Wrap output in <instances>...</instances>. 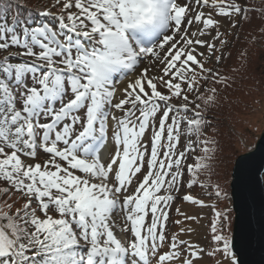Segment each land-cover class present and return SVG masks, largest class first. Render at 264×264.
Masks as SVG:
<instances>
[{
  "label": "snow or ice",
  "instance_id": "6c2138e0",
  "mask_svg": "<svg viewBox=\"0 0 264 264\" xmlns=\"http://www.w3.org/2000/svg\"><path fill=\"white\" fill-rule=\"evenodd\" d=\"M254 11L264 7L50 0L39 16L52 23L0 21V264H236L225 212L213 206L209 251L181 239L194 228L169 233L166 209L185 172L191 189L215 158L205 112L218 90L205 85L228 78L205 66L218 49L200 37L215 29L223 46L216 17Z\"/></svg>",
  "mask_w": 264,
  "mask_h": 264
},
{
  "label": "rangeland",
  "instance_id": "374dc122",
  "mask_svg": "<svg viewBox=\"0 0 264 264\" xmlns=\"http://www.w3.org/2000/svg\"><path fill=\"white\" fill-rule=\"evenodd\" d=\"M48 3H50V0H47ZM233 3V0H225V4H230ZM193 7H198L196 5H193ZM262 7H264V4L262 5ZM75 9H73L74 11ZM203 11L207 14L208 9L204 8ZM260 16H258L255 21H254V25H256V29H258V31L260 30V28H262L264 26V14L259 13ZM217 19H223L222 24L219 26L218 31L221 33L220 39L227 41L228 43L231 42H237L239 45H243L245 44V42H248V45L245 44V48L247 49L248 47H251L254 50H262L264 49V39H259L256 40L255 38H252L250 36H243L241 33L238 32V28H239V23H240V17L239 16H234L232 18V20L228 19V18H221V17H216ZM236 21L237 22V26L236 27H231L232 22ZM199 27H202V25H200ZM197 26L193 25L192 27V31H196ZM210 31V35L206 34L204 36H201L200 39L203 40H207L210 43H214L216 46V49H218V51H215L214 55L212 56L211 59V63H206V67H217L220 66L221 62L219 64L215 63V56H220V51L222 50L223 46L225 45H221L219 40H213V37L216 35V30H208ZM201 51H204L206 53V49H201ZM207 54V53H206ZM16 62V61H13ZM254 64V63H253ZM261 63H257L256 66H260ZM141 67H150V65L148 64L147 61H145V63L141 66ZM260 68V67H259ZM258 68V69H259ZM256 69V74H257V78L255 75V79L257 80L256 82H253L251 78L250 80L247 79L246 77H240L238 78V80H232L230 82V87L228 86V88L225 87V89H223V93L226 94V91L228 90V95H225V97H234L235 98V102L238 99V96L240 95L239 90H244L246 92V90H254L253 91V97H254V101L253 103L250 104V110L246 111V112H241L238 116H236L234 113H232L231 107L229 108L227 105L228 102L227 99H223L226 102H222V106H224V112L223 114L221 113L222 110H220L217 107V111H219L218 113V118L217 120L214 122L215 125L214 127L221 128L223 126L224 123L227 124L228 127L231 126V123L233 122V118L237 117L238 121H241V135H239L238 130H236V134H235V138H234V142H232V144H230L228 146V149L225 150L223 148V151L221 152V156L224 155L225 157L230 158V161H228L226 163V169L228 170L229 168V175H226L225 172H227L226 170H219L220 174L218 175V178H222L223 184L225 183V185L227 186V193L226 191L223 190V186L221 185L220 190L222 192V195L217 198L214 193L212 194V196H209V193L211 192V190H209V188L204 187L201 188L199 187L198 189L196 188L194 191H192L191 189L186 187L187 184V172H185V175L183 177L184 182H185V186H182L179 190L178 193H173L177 198L176 200L171 204L170 208L166 209L169 212V220L167 223V229L168 232L171 233L173 231V229H175L177 226H179L180 228L182 227L183 224V216L184 214H182V208L181 205L182 204H186L187 202L183 201V196L185 194H190L192 195L194 198L196 199H200L204 202L205 207H200L198 205H194L195 206V210L192 213V217H196L197 219H195V223L199 230V240L196 241V245L201 246L203 248H205L206 250H211V248L213 247L212 243H211V238H212V231H211V225L207 224L210 216L214 213H212L213 211V206H215V210L216 211H222L225 212L227 214V217L230 218L231 216V222H232V218H233V213L231 212V201L229 199V183L231 181V179H229L230 175H231V170H232V166L233 163L235 161V159L239 156H241L243 153H246L248 151H250L251 149H253V147L255 146V142L258 140L259 136L261 135L262 131V127H263V112H264V88L261 86L263 83V75L259 73V70ZM153 74H160L162 75V73H153ZM250 82V87H246L248 85V83ZM128 83V80L123 79V78H118V83H117V87L122 89L124 86H126V84ZM248 88V89H247ZM163 91V89H161ZM243 91V92H244ZM242 92V91H241ZM121 93H118V95H120ZM220 98L222 97L219 96ZM191 99V96H190ZM174 103L176 101H173ZM233 108V107H232ZM222 109V108H221ZM234 109V108H233ZM118 116L122 115V113L117 112L116 113ZM213 119L212 117H209V120ZM241 119V120H240ZM212 122V121H211ZM224 128H222L218 133L220 134V136L223 135L222 131ZM221 140L224 141V137L221 138ZM233 148V149H232ZM183 149V140L181 141V146H180V150ZM218 152H216L217 154ZM194 156L195 153H193V155L191 154L189 156V158L186 160V164H192V160H194ZM223 156V157H224ZM224 157V158H225ZM43 156H41V160H43ZM232 160V161H231ZM221 163V161H220ZM223 172V175H222ZM224 185V186H225ZM191 204V203H190ZM175 221H179V224L174 223ZM223 223V232L225 235H227L229 237L230 240V232H231V227H232V223L231 226L229 227V223L222 221ZM184 239V237H183ZM185 240V239H184ZM236 260V258H235ZM204 264H214V261L210 258H205V261H203Z\"/></svg>",
  "mask_w": 264,
  "mask_h": 264
},
{
  "label": "trees",
  "instance_id": "16d2710c",
  "mask_svg": "<svg viewBox=\"0 0 264 264\" xmlns=\"http://www.w3.org/2000/svg\"><path fill=\"white\" fill-rule=\"evenodd\" d=\"M236 2L240 4H252L253 6H256L257 8H261L264 2L262 0H236ZM50 3H48L47 0H0V21H3L6 17L7 22L10 26L13 25L14 20L21 21V26H23V22L27 21L29 25L34 26L35 24H44V23H52L53 21L51 18H45L39 16V12L44 11L48 8ZM55 11V9H52ZM259 11H254L249 13L250 21L251 22H245L243 20H240L238 32L241 33L243 36H250L252 38H255L256 40L264 39V26L258 29H256V25H254V21L258 19L257 17L260 16ZM241 19V17H240ZM246 45H248V42H245ZM245 44L239 45L237 42H227L225 43L223 47V59L221 60L220 66H217L216 69L219 71L221 75H224L228 78L227 85L219 84V85H213L211 82L209 84L205 85V88H211L216 87L218 92L216 94V103L214 105H210L205 112V118L209 120V117H212L213 119L209 120L211 122V127L208 129V132L214 133V139L217 141L216 145V151L214 154V159L210 162L212 172L211 174L208 173H201L198 177V183L194 185L191 190L194 191L196 188L198 189L199 183L202 182L204 185L211 190L215 187L216 184H219V187L221 185L223 186V190L226 191V185L223 184L222 178H218V175L220 174L219 170H226V175H229L230 171L226 169V163L230 161V158L225 157L224 155L221 156V152L223 151V148L225 150L228 149V146L234 142L235 134L237 133L236 130H238L239 135H241V121L237 120V117L233 118V122L231 123V126L228 127L226 123L223 124L221 128L214 127L215 121L217 120L218 112L217 107L222 110V114L225 111L224 106H222V102H226L223 99H227L228 107H231L232 113H234L236 116H238L241 112H246L250 110V104L253 103L255 100L253 95L252 89L246 90H239L240 95L238 96V99L235 102L234 97H225V95H228V90L226 91V94L223 93V89L230 87V82L232 80H238L240 77H246L247 79H252L253 82H256L255 75L256 69L259 67V73L260 75H263L264 80V49L262 50H254L251 47L245 48ZM254 63V64H253ZM257 63H261L260 66H256ZM264 88V81L261 85ZM246 87H250V82ZM248 89V88H247ZM242 91V92H241ZM244 91V92H243ZM210 95L211 93H206ZM222 97L220 98L219 96ZM200 102V101H198ZM202 103V102H201ZM202 104V108H203ZM234 109H233V108ZM222 108V109H221ZM215 120V121H214ZM241 120V119H240ZM215 122V123H214ZM223 135L219 137V131L222 129ZM224 137V141L221 140V138ZM233 149V148H232ZM216 152H218L216 154ZM194 160H192V164L195 163V158L198 155H203V153L200 151V148H197L194 152ZM193 155V153H192ZM225 158H224V157ZM221 161V163H220ZM232 161V160H231ZM189 164V162H188ZM221 168V169H220ZM223 175V172H222ZM190 176L187 173V181L189 180ZM229 179H231L229 177ZM211 185V187H210ZM225 185V186H224ZM187 187V186H186ZM188 188V187H187ZM19 206V205H17ZM213 213V211H212ZM214 219V213L210 216V219L208 221V225L212 224ZM226 223H229V227L231 226V216L230 218L227 217Z\"/></svg>",
  "mask_w": 264,
  "mask_h": 264
},
{
  "label": "water",
  "instance_id": "95a60500",
  "mask_svg": "<svg viewBox=\"0 0 264 264\" xmlns=\"http://www.w3.org/2000/svg\"><path fill=\"white\" fill-rule=\"evenodd\" d=\"M262 131L253 150L235 159L230 175V243L236 264H264V121Z\"/></svg>",
  "mask_w": 264,
  "mask_h": 264
},
{
  "label": "bare ground",
  "instance_id": "6f19581e",
  "mask_svg": "<svg viewBox=\"0 0 264 264\" xmlns=\"http://www.w3.org/2000/svg\"><path fill=\"white\" fill-rule=\"evenodd\" d=\"M181 210L183 211L182 214H184L183 216V224L182 227L184 228H194L195 232L193 233H184L181 234V239L188 240L191 243L195 244L196 241L199 240V230L197 228L198 225H196L195 220H189V219H185L186 216L192 217V213L194 212V210L196 209L194 205L190 204V203H186V204H182L181 205ZM179 229L180 227L177 226L175 229H173L172 232H176L179 233ZM201 264H204L203 261L201 262Z\"/></svg>",
  "mask_w": 264,
  "mask_h": 264
}]
</instances>
